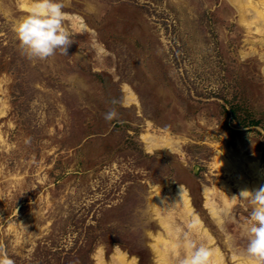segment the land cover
Segmentation results:
<instances>
[{"label": "rangeland", "instance_id": "1", "mask_svg": "<svg viewBox=\"0 0 264 264\" xmlns=\"http://www.w3.org/2000/svg\"><path fill=\"white\" fill-rule=\"evenodd\" d=\"M22 1L0 0V259L96 264L98 250L109 262L119 249L155 264L147 232L165 235L150 210L156 190L191 252L205 247L172 207L177 186L224 263L246 256L251 195L217 156L264 165V34L229 0H65L67 54L29 60L14 31ZM146 133L174 146L147 150ZM206 189L218 207L231 200L219 224Z\"/></svg>", "mask_w": 264, "mask_h": 264}, {"label": "bare ground", "instance_id": "2", "mask_svg": "<svg viewBox=\"0 0 264 264\" xmlns=\"http://www.w3.org/2000/svg\"><path fill=\"white\" fill-rule=\"evenodd\" d=\"M231 4L235 6V9L238 13L240 21H242L246 26L248 31L251 33H260L264 34V0H255L257 6L261 8L252 6V11L249 13L247 7L251 3V0H229ZM32 4V3H31ZM22 7L29 9L31 5L25 4V1H22ZM73 20L77 21L79 19L78 15L70 16ZM125 90V102H136L134 93L129 89L128 86H124ZM142 140L145 143L147 150L153 148H168L172 149L174 146V141L169 136L159 135L154 136L152 134H143ZM225 152V150H224ZM218 157V159H217ZM215 159L218 160L222 169L229 175V179L233 178L234 185L239 189L240 194L244 191H248L245 195H252L257 190H259L264 183V165L259 160H243V156H237L241 158L247 166H244L243 162H238L235 157L228 155L219 154ZM216 160V161H217ZM235 171L238 173L233 174ZM236 176V177H234ZM226 187V185H224ZM174 198L172 201V207L177 209V215L179 221L184 227L190 228V233L197 234L199 241L202 239L206 240L207 244L205 247L208 248L212 255L210 257L211 264H225L223 256L217 247L210 246L213 243L212 235L207 231L204 224L199 219L197 214H193L192 222H188V218L194 212V208L191 204L188 192L186 189L177 186L174 193ZM167 197L160 190H156L150 198V210L152 214L158 219L162 230L165 235L160 231H148V235L151 238L149 246L153 255L155 256V264H171L172 260H177L180 254H184V257L191 253V247L188 240L184 239L182 241L183 232L181 227L175 226V219L172 218L171 214L167 213L165 215L161 214L163 210L162 204L165 202ZM204 206L207 209V212L211 219L219 224L222 219V212L227 213L228 207L230 206L231 200L226 196H222L223 207H218L216 202L213 200L210 191L205 190L204 192ZM171 201V200H170ZM175 258V259H174ZM96 264H136V258L133 256L127 255L122 250L116 249L115 253L111 254V257L108 261H105L102 251L98 250L96 253ZM236 264H256V261L242 256Z\"/></svg>", "mask_w": 264, "mask_h": 264}, {"label": "clouds", "instance_id": "3", "mask_svg": "<svg viewBox=\"0 0 264 264\" xmlns=\"http://www.w3.org/2000/svg\"><path fill=\"white\" fill-rule=\"evenodd\" d=\"M65 0H33L27 14L20 18L15 27L19 49L29 60H45L54 56L57 50L67 54L72 43L71 33L65 28L67 14L64 11ZM115 112H109L105 118L111 120ZM244 191L241 193L246 198ZM253 208L250 221L244 226L247 246L244 254L264 264V187L251 195ZM211 251L200 246L181 261V264H211ZM0 264H13L8 258L0 259Z\"/></svg>", "mask_w": 264, "mask_h": 264}]
</instances>
